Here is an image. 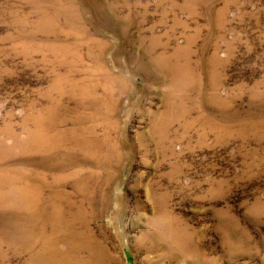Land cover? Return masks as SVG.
<instances>
[{
    "label": "rangeland",
    "instance_id": "1",
    "mask_svg": "<svg viewBox=\"0 0 264 264\" xmlns=\"http://www.w3.org/2000/svg\"><path fill=\"white\" fill-rule=\"evenodd\" d=\"M43 237L264 264V0H0V264Z\"/></svg>",
    "mask_w": 264,
    "mask_h": 264
},
{
    "label": "bare ground",
    "instance_id": "2",
    "mask_svg": "<svg viewBox=\"0 0 264 264\" xmlns=\"http://www.w3.org/2000/svg\"><path fill=\"white\" fill-rule=\"evenodd\" d=\"M43 241H45V247L42 248L41 251H39L36 254V259L42 263V264H60L64 260L68 264L69 257H68V251L58 246V241L51 240L49 237H43ZM60 254L63 256V258L60 256ZM56 263H52L54 260H58Z\"/></svg>",
    "mask_w": 264,
    "mask_h": 264
}]
</instances>
